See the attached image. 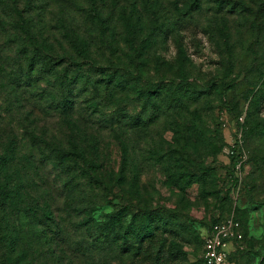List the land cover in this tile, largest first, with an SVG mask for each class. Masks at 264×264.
<instances>
[{
  "label": "rangeland",
  "instance_id": "374dc122",
  "mask_svg": "<svg viewBox=\"0 0 264 264\" xmlns=\"http://www.w3.org/2000/svg\"><path fill=\"white\" fill-rule=\"evenodd\" d=\"M146 1L0 0V155L15 192L4 224L29 238L30 264H204L202 235L231 216L244 233L234 263L264 264V0H237L234 15L228 0H201L178 24L167 19L174 0ZM112 72L123 92L108 91ZM65 96L80 115H62ZM117 110L137 115L140 127L110 132L104 120ZM75 136L108 154L123 184H108L106 201L86 215L69 209L63 183L75 177L76 201L91 186L75 162L66 171L56 157L62 146L78 150ZM15 204L26 207L23 222ZM117 209L126 226L154 227L142 240L127 235L136 252L92 244L87 220L102 223ZM149 210L166 217L147 221Z\"/></svg>",
  "mask_w": 264,
  "mask_h": 264
},
{
  "label": "trees",
  "instance_id": "16d2710c",
  "mask_svg": "<svg viewBox=\"0 0 264 264\" xmlns=\"http://www.w3.org/2000/svg\"><path fill=\"white\" fill-rule=\"evenodd\" d=\"M146 1V0H145ZM156 5L162 6L163 3L166 0H154ZM193 3L190 4V0H174L171 2L173 4V8L171 9L172 15L167 17V19L172 21V23L178 24L180 21H183L186 17L189 15L192 16L194 11H199L200 9V3L201 0H192ZM191 1V2H192ZM218 1V0H216ZM220 1V0H219ZM237 0H228V6L232 5L230 9L227 10L229 12V15H234L236 13L237 5H236ZM148 2V1H146ZM237 6V7H235ZM239 12H244L242 9H240ZM238 12V13H239ZM45 65L48 67H51V62L47 61L45 62ZM133 78H137V76L134 75L131 71H127ZM116 72H112L109 74L107 77V83L106 87L113 85L110 90H108L111 94H116L117 92H123L124 90L121 88L122 85L120 86L119 84H115V77H116ZM139 77V76H138ZM161 81V80H160ZM163 82L165 80H162ZM75 103V102H74ZM74 103L72 102V98L70 96H65L63 98V102L59 103V108L61 110L62 115L66 117H72L74 114L80 115L81 112L75 111ZM117 117L112 116L109 119H105V127H109L110 132H114L117 130L116 127L123 126V125H129L133 130L135 128L140 127V118L137 115H131L127 116L125 115L122 110H117ZM82 115V114H81ZM126 118V120H125ZM100 124V122H98ZM264 135V132L262 133ZM243 136V135H242ZM74 148L78 149L77 151L73 150H65L63 146L60 148V152L56 155L58 158V163L66 170L69 171V162H75V164L78 166L77 170V179L78 177H83L84 181L86 184L91 186L92 189V194L89 199H84L83 194L80 193V189L78 191V197L80 200H75L76 198V193L73 192L72 187L76 185L74 183L73 176H70L69 178H66L63 185L66 188L67 191H69V195L66 197L64 200L65 203L69 204V209H73L74 212H77L80 215H86L88 212H94L97 207L101 206L105 201L106 198L104 197L103 193L105 189L108 187V184H112L113 186L117 187L120 189V191L123 190L122 187V182H121V176L116 175L115 169L110 166V160L108 158V154H104V151L95 148L94 145L92 144L93 150L88 147V145L85 143L84 140H80L78 136H75L74 140ZM233 150H235V153H230L231 156V164L230 167L234 169L236 167L237 161L240 159L241 153V146L239 145L238 142L235 143V146L232 147ZM231 148V149H232ZM6 156L4 154L0 155V161L2 160L3 162L1 163V168L0 172L3 175L2 181L0 182V214L2 215V223L0 225V234H4L5 240L0 242V251L2 255H4V258L2 261H0V264H30L29 262L26 261L27 258V253L31 252L28 249L24 247L23 242L29 238L22 237L20 236L21 234L18 233V235H10V231L8 227L6 228V221H10V216H9V207L11 206V203H15L14 200V188H12L11 184L9 183V180L13 175L11 174L12 170L8 166V159H6ZM261 169L262 166H261ZM264 170V169H263ZM72 175V173L68 172V176ZM116 175V176H115ZM207 174H203L200 178V181H203L204 183H207L208 181V176ZM115 177V178H114ZM24 180H26V176L24 177ZM78 181V180H77ZM131 191L134 193H138V187L133 184ZM4 204V206H3ZM5 205H8L5 207ZM15 209H18L21 212L20 221L23 222L22 220L24 219V214H26V207L25 208H18V204L13 205ZM11 208L10 210H12ZM147 221H155L156 217L158 218H165L166 215L164 213H161L162 217L158 215L157 212L155 211H147ZM107 219L103 220L102 223H97L94 222L93 219L87 220V225H90L91 227V232L93 233L94 237L92 239V244L96 249L105 246L106 244L116 246V249L119 248V251L123 252L122 254H128V252L131 251V249L136 252L137 249V243L133 244L128 243V237L129 236H136L137 240H142L145 237H151L154 235V227H151L152 224H146L147 226V232H144V230L140 228H135L133 225L130 224V226H126L124 217L122 215V212L120 209L113 210L111 212H108L107 214ZM18 219V218H17ZM223 218H220L221 220ZM219 220H216L218 222ZM40 224L37 222V225ZM35 225V223H34ZM212 226V225H211ZM211 226L207 227V229H210ZM146 227H144L146 229ZM45 233V232H44ZM127 237V238H126ZM244 237V233H243ZM22 238V240H21ZM125 239V241H124ZM20 241V244H22V248H15L16 245L18 244L17 242ZM120 241V243H119ZM121 241H122V248L121 249ZM202 242H203V248H204V238L202 235ZM118 243V244H117ZM90 247L84 246L83 248L80 247V254L82 256H85L86 258H89V255L91 254V250H89ZM92 248V247H91ZM26 250V251H24ZM94 250V249H93ZM204 250V249H203ZM96 251V250H95ZM118 251V252H119ZM121 254V253H120ZM1 257V254H0ZM84 257V258H85ZM87 258V259H88ZM204 258V257H203ZM204 261V260H203ZM205 264V261H204Z\"/></svg>",
  "mask_w": 264,
  "mask_h": 264
},
{
  "label": "built area",
  "instance_id": "2783aa9c",
  "mask_svg": "<svg viewBox=\"0 0 264 264\" xmlns=\"http://www.w3.org/2000/svg\"><path fill=\"white\" fill-rule=\"evenodd\" d=\"M241 146L242 133H238L235 143ZM235 143L232 147L235 146ZM235 153L233 148L230 151ZM244 162V154L236 163V171H239ZM203 257L205 264H235L232 258L233 250L239 240L243 238L241 224L231 216H227L211 226L204 235Z\"/></svg>",
  "mask_w": 264,
  "mask_h": 264
}]
</instances>
